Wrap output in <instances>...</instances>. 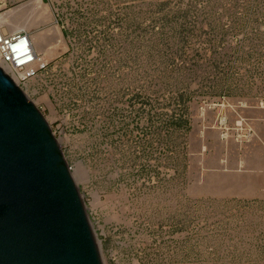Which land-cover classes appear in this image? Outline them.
Returning a JSON list of instances; mask_svg holds the SVG:
<instances>
[{
	"label": "rangeland",
	"instance_id": "374dc122",
	"mask_svg": "<svg viewBox=\"0 0 264 264\" xmlns=\"http://www.w3.org/2000/svg\"><path fill=\"white\" fill-rule=\"evenodd\" d=\"M41 3L51 20L21 29L40 32L37 74L18 85L103 264H264V0Z\"/></svg>",
	"mask_w": 264,
	"mask_h": 264
},
{
	"label": "water",
	"instance_id": "95a60500",
	"mask_svg": "<svg viewBox=\"0 0 264 264\" xmlns=\"http://www.w3.org/2000/svg\"><path fill=\"white\" fill-rule=\"evenodd\" d=\"M0 264H103L57 138L1 66Z\"/></svg>",
	"mask_w": 264,
	"mask_h": 264
},
{
	"label": "bare ground",
	"instance_id": "6f19581e",
	"mask_svg": "<svg viewBox=\"0 0 264 264\" xmlns=\"http://www.w3.org/2000/svg\"><path fill=\"white\" fill-rule=\"evenodd\" d=\"M34 1V2H33ZM32 3L30 4L29 1L26 2V4H20V6H17L15 8H12L2 14H0V28H2V32L3 33H15L20 31L21 29L27 28H33V27H38V25L42 22L45 21H49L51 20V13L48 9L47 6H45V4L41 3V0H33ZM40 1V2H39ZM29 2V3H28ZM25 3V2H24ZM51 17V18H50ZM39 31H37V33L35 32L34 34H32V38H30L29 34V38L31 40L32 46H33V50H34V59L32 62L28 63L26 65L27 68H35L36 67V63L37 60H39V55L40 53L37 50V46H38V39H39ZM0 66L3 68V70L5 72H10L12 75H10L12 77V79L18 83L17 80V73H19L21 70L18 68H12L10 67L8 64L4 63L1 58H0ZM9 73V74H10ZM29 82V81H28ZM27 83H25L26 85ZM47 95L44 96V99H46ZM207 110V109H206ZM219 110V109H218ZM234 113V112H233ZM215 115V114H214ZM237 115V114H236ZM235 115V116H236ZM223 116V115H222ZM226 117V116H225ZM234 117V114H233ZM238 117V116H237ZM235 117V118H237ZM217 118V117H216ZM223 121L226 118H222ZM237 119L240 120V118L238 117ZM242 119V118H241ZM234 120V119H233ZM236 120V119H235ZM244 120V119H243ZM216 121V120H214ZM219 121V120H218ZM222 121V123H223ZM237 121V120H236ZM235 121V122H236ZM242 121V120H241ZM241 121H237L239 125ZM234 122V121H233ZM236 122V123H237ZM244 122V121H243ZM217 123V122H215ZM221 123V124H222ZM242 123V122H241ZM243 125V124H242ZM247 125V124H246ZM241 126V125H240ZM239 126V127H240ZM238 128V127H237ZM241 129V128H240ZM245 132V131H244ZM221 136V135H220ZM241 138V137H240ZM246 145V144H245ZM73 175V174H72ZM243 180H241V182L243 183L244 186H247V184H252L251 180L249 179V177H246V174H244V172L241 174L240 176ZM254 182V181H253ZM261 183V182H260ZM264 183V182H263ZM255 184V183H253ZM243 187V186H242ZM245 189L250 191L249 187H246ZM246 190V191H247Z\"/></svg>",
	"mask_w": 264,
	"mask_h": 264
},
{
	"label": "built area",
	"instance_id": "2783aa9c",
	"mask_svg": "<svg viewBox=\"0 0 264 264\" xmlns=\"http://www.w3.org/2000/svg\"><path fill=\"white\" fill-rule=\"evenodd\" d=\"M33 57V46L26 31L3 33L0 29V58L10 67L21 70L16 76L17 84L23 85L37 74L38 69L25 67Z\"/></svg>",
	"mask_w": 264,
	"mask_h": 264
}]
</instances>
